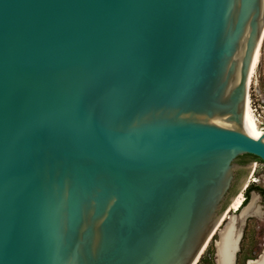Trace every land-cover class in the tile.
Returning a JSON list of instances; mask_svg holds the SVG:
<instances>
[{
	"label": "water",
	"instance_id": "water-1",
	"mask_svg": "<svg viewBox=\"0 0 264 264\" xmlns=\"http://www.w3.org/2000/svg\"><path fill=\"white\" fill-rule=\"evenodd\" d=\"M263 30L264 0H0V264H196L264 164Z\"/></svg>",
	"mask_w": 264,
	"mask_h": 264
},
{
	"label": "rangeland",
	"instance_id": "rangeland-1",
	"mask_svg": "<svg viewBox=\"0 0 264 264\" xmlns=\"http://www.w3.org/2000/svg\"><path fill=\"white\" fill-rule=\"evenodd\" d=\"M254 76L251 88L253 108L255 107L257 110L255 114L258 119L264 121V41L260 61ZM236 165L240 169H235V193L237 194L241 190L243 185H241V181L246 182L253 172V179L257 182L249 185L244 195L248 196V203L251 195L253 193L256 194L258 199L257 204L262 211V217L260 218L254 216L247 218L241 232V239L234 264H247L248 260H256L264 250V164L258 161L255 162L251 157L243 155L238 156ZM225 223L226 219L224 218L219 223L218 229H222ZM211 238L197 264H216L215 242L218 239L217 233L213 234Z\"/></svg>",
	"mask_w": 264,
	"mask_h": 264
},
{
	"label": "bare ground",
	"instance_id": "bare-ground-1",
	"mask_svg": "<svg viewBox=\"0 0 264 264\" xmlns=\"http://www.w3.org/2000/svg\"><path fill=\"white\" fill-rule=\"evenodd\" d=\"M263 41L264 30L261 34L260 41L257 45L251 62L250 70L246 81L245 100L241 108L240 123H238V130L243 131L245 134H247L253 139H262L264 136V130L259 127L260 120L254 112L250 97V90L252 88L253 78L255 77L254 74L260 61ZM256 182L257 181L253 179L252 172L251 177H249L246 182L242 183L243 185L241 187V190L235 195L232 203L227 209L225 215L223 216L222 220L224 218L226 219L224 227L222 229H218V225L215 232L213 233H217L218 235V239L215 242L217 258L216 264H234V256L238 252V245L241 239V232L247 218L251 216L257 218L262 217V211L260 209V206L257 204L258 199L256 197V194L253 193L249 202L245 204L246 199L244 192L247 190L249 185L254 184ZM247 264H264V250L256 260H248Z\"/></svg>",
	"mask_w": 264,
	"mask_h": 264
},
{
	"label": "built area",
	"instance_id": "built-area-1",
	"mask_svg": "<svg viewBox=\"0 0 264 264\" xmlns=\"http://www.w3.org/2000/svg\"><path fill=\"white\" fill-rule=\"evenodd\" d=\"M250 97H251V101H252V106H254V104H253V100H252V93H251V90H250ZM257 110H256V108L254 107V112H256ZM259 127L261 128V129H263L264 130V121H260V123H259Z\"/></svg>",
	"mask_w": 264,
	"mask_h": 264
},
{
	"label": "trees",
	"instance_id": "trees-1",
	"mask_svg": "<svg viewBox=\"0 0 264 264\" xmlns=\"http://www.w3.org/2000/svg\"><path fill=\"white\" fill-rule=\"evenodd\" d=\"M245 156H247V155H245ZM249 157H251L255 162L258 161V162L262 163V161H260L258 158H255V157H252V156H249ZM245 199H246L245 200V204H246L247 203V200H248V196L247 195L245 196Z\"/></svg>",
	"mask_w": 264,
	"mask_h": 264
}]
</instances>
